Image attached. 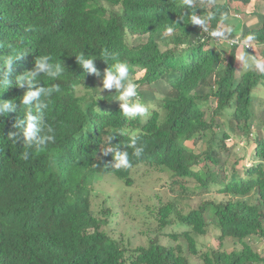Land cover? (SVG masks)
I'll return each mask as SVG.
<instances>
[{"label": "trees", "instance_id": "trees-1", "mask_svg": "<svg viewBox=\"0 0 264 264\" xmlns=\"http://www.w3.org/2000/svg\"><path fill=\"white\" fill-rule=\"evenodd\" d=\"M251 3L0 0V64L9 56L22 55L15 61L9 85L0 82V100L17 106L0 117V264H192L191 256L198 254L204 264H264V255L255 249L201 255L195 238L206 233L207 215L223 240L264 237V134L258 130L251 138L255 120L264 129V115L254 104L264 72L251 63L240 70V47L229 46L227 52L219 45L228 44L215 45L211 36L214 31L226 38L236 35L235 19L230 30L224 29L230 12H248ZM192 13L205 24L193 25ZM168 27L173 28L170 34ZM242 35L263 43L264 14L256 24L244 26ZM45 55L51 57L49 64L59 63L64 71L55 79L39 74L44 87L56 85L60 91L42 97L43 106L37 109L35 101L23 103L28 86H19L17 77L22 79ZM80 55L95 60L99 76L80 67L76 58ZM120 62L127 63L129 75L144 72L133 81L137 84L133 100L145 106L143 115L126 116L119 105L121 92L113 88L101 93L98 87L105 71ZM159 81L169 85L163 98L152 86ZM82 85L83 93L77 90ZM29 112L41 117V135H52L53 141L27 145L23 128L14 125ZM13 132L17 135L9 139ZM240 136L255 140L256 159L241 170L236 161L226 175L222 154L231 152ZM187 141H203L206 149L197 153ZM140 147L143 154L134 156ZM117 151L128 152L130 168L114 167ZM208 161L220 164L221 171L202 168ZM139 163L172 173L178 183L195 178L207 190L218 184L225 199L208 200L188 213L176 212L178 224L190 228L169 235L176 244L151 240L128 256L122 243L101 229L105 220L92 212L93 178L112 171L130 184L131 169ZM198 164L203 165L194 169ZM172 210L169 204L160 208L161 226L172 223Z\"/></svg>", "mask_w": 264, "mask_h": 264}, {"label": "rangeland", "instance_id": "rangeland-1", "mask_svg": "<svg viewBox=\"0 0 264 264\" xmlns=\"http://www.w3.org/2000/svg\"><path fill=\"white\" fill-rule=\"evenodd\" d=\"M205 2V0H203ZM262 15L259 18L263 17ZM229 17L241 15L240 17H233L238 25V29L241 28V21L246 18L247 13H243L241 10H231ZM244 14V15H243ZM136 40L135 38H133ZM144 39H146L144 37ZM214 44V43H213ZM216 45V44H215ZM229 52V45H219ZM226 46V47H224ZM163 48L165 45L163 44ZM248 53L245 57H248ZM252 57L255 55L252 53ZM254 58H251L252 61ZM243 61V62H242ZM238 61V67L243 70L244 60ZM248 63V59H245ZM252 63L251 65H253ZM258 71H260L258 69ZM143 71L136 73L135 75H129L132 81L139 79L143 75ZM156 90V96L158 98H163V96L169 90V85L165 81H159L152 84ZM98 87L101 93L108 90H104L102 87V80H98ZM77 90L81 93L85 92L84 86L77 87ZM256 103L264 105V84L260 85L255 91ZM123 103L119 101V105ZM151 107H157V105L152 104ZM255 110L257 113L264 115V109L260 108V105H255ZM210 114V109L207 111ZM217 121L220 122L218 118ZM259 120H255V136L258 134V130L261 134H264V129L262 128ZM240 136L236 140V146L231 152H225L222 154L223 162H225V172L226 175H230L233 169L234 163L237 161V168H242L241 163H246L247 157L250 158L251 151L255 147L253 139L250 141L241 138ZM254 136H251L253 138ZM191 143V141H189ZM192 148L200 153L206 149V143L203 141H197L195 144H191ZM252 160V159H251ZM248 161V160H247ZM249 162V161H248ZM205 163V161L203 162ZM208 166L202 167L206 169L211 168L212 171H221L220 164H214L212 161H208ZM144 163L139 164L134 168L133 175L136 172V182L133 185H127L122 179H119L114 173H96L93 178V193H92V205L93 212L96 216L105 220L106 217L103 214L105 208L111 209V212L107 216V225L103 224L102 229H106L107 232L114 238L122 241V244L129 250L127 255L129 256L134 252L135 246L137 245H147L151 239L157 240L163 244H176L172 239H170L169 234L177 231H184L186 228L183 225L171 224L168 229L163 230L160 221L159 214L156 211L167 203H173L174 212L171 215L173 219L176 212L188 213L192 209L197 208L204 202L208 200H224L225 196L218 192V184H210L209 190L198 185L195 178H188L181 182L174 181L172 173L159 169L150 168ZM252 162H250V165ZM203 165V164H200ZM200 165H195L194 169H199ZM105 206V207H103ZM156 206V207H155ZM157 209V210H156ZM210 216H207L209 222V232L206 234L199 235L197 237L198 243L202 248L211 246H219L218 240V230L214 227L215 222H212ZM174 222H178L177 219ZM159 228V231L155 233L153 230ZM182 246L186 248V242L182 240L180 242ZM232 240H228L226 247L230 248L232 246ZM251 244L263 253L264 241L252 240ZM138 247V246H137ZM200 256V255H199ZM192 264H200L201 260L198 256H191Z\"/></svg>", "mask_w": 264, "mask_h": 264}, {"label": "clouds", "instance_id": "clouds-1", "mask_svg": "<svg viewBox=\"0 0 264 264\" xmlns=\"http://www.w3.org/2000/svg\"><path fill=\"white\" fill-rule=\"evenodd\" d=\"M219 1H221V0H219ZM185 2L189 6H191V0H185ZM255 5H256L255 2H253V3L250 4V7H255ZM256 8H257V6H256ZM251 13H252V10H251ZM240 16L241 15L234 16L232 14V18L233 17H240ZM191 18H192L193 25H203V24H205L204 20H202L198 16H196L195 13L191 14ZM224 29L225 30H230V28H226L225 26H224ZM172 31H173L172 27H168L167 28V32L169 34ZM223 35H224V33L220 32V31L212 32L211 36L213 37V42L215 44L216 43L217 44H222V43L226 42L229 46L237 45L238 47H240L239 50H241V49L243 50V49L246 48L245 45H243V44H234V43L232 44V40H234L236 38H239L241 41H246V42H249V43L253 44L254 49L250 50V49L246 48L248 50L247 53H255L256 54V52L259 51V52H261V55L264 56V42L263 43H259L256 40H253L252 37L245 38L242 35V31H241L240 34H236L234 36L227 37V38L224 37ZM20 56H22V55L16 56L15 59H13L12 56H9L7 59H5L3 61L2 64H0V77H2V80H0V82L9 85L10 76H11V74L14 71L15 61ZM76 58H77V61H78L79 65H80V67L85 69V70H87V73L95 74L97 76L100 75L99 70L95 66V60H93L91 58H87L86 59L84 57V55L77 56ZM238 58H240L239 53H238ZM49 60H51V57L47 56V55L42 56V57H38L36 59V61H35V67H34V69L32 71L25 72L26 75H23L22 79L19 76L17 77L19 86L23 87L25 84H27V86H28L27 92L23 95V103L25 105H32L33 102L35 101L36 102L35 103V108L39 109L40 107L43 106L42 103H41L42 97L48 96V95H50L53 92H59L60 91L59 86H56V85H54L52 87H47V88L44 87L40 83V81L38 79L40 73H44V75H46L48 77H51L53 79L58 78L63 73L64 69L61 67V65L59 63L49 64L48 63ZM237 61H239V60H237ZM105 62H106V60H105ZM256 67L261 72H264V63L257 62L256 63ZM263 84H264V82H262L260 85H263ZM102 86H103L102 88L104 90L106 89V90L112 91V89L115 88L116 91L119 90L121 92L119 100L122 101L123 103H121L120 107H121L122 111L124 112V114L126 116L136 117L138 115H143L146 112V108H145V106L143 104L137 103V102H135L133 100V98H135L137 96V84L134 83L129 78V68H128L127 63L120 62L118 64H115L113 66V68H111V69L108 68L105 71L104 75H103ZM254 95H255V92H254ZM254 104L255 105H260V104L256 103V95H255V98H254ZM16 107L17 106L14 105L11 101L0 100V117L5 116L9 111H16ZM262 124L263 123H261V125ZM14 127L16 129L23 128V130H24L23 131V135H24V137L26 139V143H27V145L29 147H40L42 145L47 144L49 141H53L54 140V136H52V135L51 136L41 135V133L44 132L43 121L41 120V117H39L38 115H35V113H33V112H29V114L26 117H24L23 119H19L17 121V123L14 125ZM251 127H252V135L254 134L253 136L255 137V132H254L255 121L253 122ZM49 131H52V129L50 127H49ZM16 135H17L16 132L10 133L9 139H12ZM241 138L246 139L243 136ZM187 143H189V141H187L186 144ZM191 144L188 145V146H191ZM143 152H144V148L143 147L135 148L133 155L136 156V157H140L143 154ZM251 152L252 153L250 154V158L247 157V160L249 162L246 160V163H248V165H250V162H252V164H253L254 160L256 159L255 156H254L253 150ZM28 157H29V153L27 151H25V153L23 154V158L25 160H27ZM114 159L117 161V163L114 165L115 168H125V169H127V168H130L132 166L131 162H130V159H129L128 152L120 153V152L117 151L116 154H115V158ZM246 163H243V160H242L241 166L246 164ZM139 164H141V163H139ZM139 164L133 166L132 169H131L130 177L132 178V182H130V184L127 183V181L125 179L119 177L115 172L106 171V172H99V173H114L119 179H122L127 185H133L136 182V179H135L136 172L133 175V171H134V168L136 166H138ZM144 165L145 164H143L141 166H144ZM167 204L171 205L172 208H173V210H172V212L170 214V218H171V215L174 212V206H173V203H167ZM167 204H165V205H167ZM165 205H163V206H165ZM103 207H105V206H103ZM103 211H104L103 214L106 216V217H103V218H105V222L104 223H106V225H107V223H108L107 216L111 212V209L105 208ZM92 212H93V205H92ZM157 213L159 214V219H160V217H161L160 209H159V211L157 210L156 214H154V215L157 216ZM93 214H94V212H93ZM175 219H177L176 215L172 219V223H170V224H168L166 226H161L162 229L163 230L168 229V227L171 224L177 225L178 222H174ZM102 226H101V229H102ZM185 227L188 228L186 230L190 229L188 226H185ZM214 227L219 232V234H218L219 246L218 247L208 245L207 247L202 248L201 245L198 243L197 237L199 235L206 234V233L209 232V228H210L209 224L207 225L206 233L195 234V238L197 240V247H198V249L200 251L199 253L201 255H203L205 252L210 251V250L225 251V252H227V254H231L234 251L236 253H242V252H244L246 250H251V249H255L259 253L264 255V250H263V253H262V252H260L258 249H256L251 244V241L253 239L257 240V241H264V237H261L259 235H254V236H249V237H244V238L228 237V238H225L223 240V239L220 238L221 237V232H220L219 227L216 226V224L214 225ZM104 230L107 231L106 229H104ZM186 230H184V231H186ZM153 231L155 233H157L159 231V228H157L156 230H153ZM177 232H183V231H177ZM172 233H175V232H172ZM115 239H117V238H115ZM117 240H119V239H117ZM151 240H154V239H151ZM151 240H150V242H151ZM228 240H232V242H233V244H232V246L230 248L226 247V243H227ZM119 241L122 243L121 240H119ZM154 241H157V240H154ZM157 242H159V241H157ZM149 243L147 245H137V246L138 247L148 246ZM122 246L125 247L123 244H122ZM137 246H135V247L138 248ZM127 251H129V250L127 249ZM198 257L201 260L200 264H204L201 256H199V254H198Z\"/></svg>", "mask_w": 264, "mask_h": 264}, {"label": "crops", "instance_id": "crops-1", "mask_svg": "<svg viewBox=\"0 0 264 264\" xmlns=\"http://www.w3.org/2000/svg\"><path fill=\"white\" fill-rule=\"evenodd\" d=\"M254 1L255 2L258 1L259 4L255 5V7H249V11L246 12L247 14L245 15L246 18H243L244 20L241 21V28L239 30H237L236 21H232L234 29L236 30L235 32L237 34L241 33V31H242L244 26H250V25L256 24L258 22L259 16L262 15V10H264V0H253V2ZM256 6H257V8H256ZM250 9L252 10V13H251ZM263 14H264V12H263ZM231 19H233V18L229 17V20L227 22L228 24H227L226 28H231L232 27V25L230 23ZM238 53L240 55V58H238L237 60H240V61L244 60L243 66L246 65V61H245L246 58L248 59V63L249 64L250 63L251 64L254 63L251 66H254L253 68H255V69H258L256 67V63L257 62L264 63V56L261 55V52H259V51H257L256 54L253 53L255 55V57H252V55H251L252 53H248L249 54L248 57H245L247 52H244V50H242V49L239 50ZM251 58H254V59L252 61H250Z\"/></svg>", "mask_w": 264, "mask_h": 264}, {"label": "built area", "instance_id": "built-area-1", "mask_svg": "<svg viewBox=\"0 0 264 264\" xmlns=\"http://www.w3.org/2000/svg\"><path fill=\"white\" fill-rule=\"evenodd\" d=\"M243 44L245 45L246 48L250 49V50H253L254 47H253V44L249 43V42H246V41H241L239 38H236L234 40H232V44Z\"/></svg>", "mask_w": 264, "mask_h": 264}]
</instances>
